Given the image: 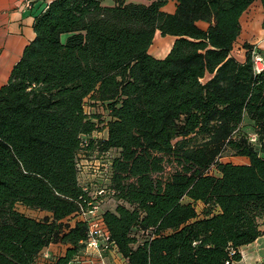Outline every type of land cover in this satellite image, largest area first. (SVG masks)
<instances>
[{"label":"trees","instance_id":"1","mask_svg":"<svg viewBox=\"0 0 264 264\" xmlns=\"http://www.w3.org/2000/svg\"><path fill=\"white\" fill-rule=\"evenodd\" d=\"M104 1L39 4L0 87V264H35L56 243L66 252L47 264H69L89 235L81 207L104 197L118 200L99 218L126 264H239L264 234V72L252 44L233 54L257 0H176L173 12L168 0ZM157 30L175 36L162 58ZM90 100L109 112L104 130ZM94 152L102 171L81 179Z\"/></svg>","mask_w":264,"mask_h":264},{"label":"crops","instance_id":"2","mask_svg":"<svg viewBox=\"0 0 264 264\" xmlns=\"http://www.w3.org/2000/svg\"><path fill=\"white\" fill-rule=\"evenodd\" d=\"M51 0H0V59L9 53L7 61L0 64V87L5 84L14 65L20 60L27 44L35 37L33 30L34 10L40 4ZM173 12V11H172ZM242 31L234 46L238 50L239 60H245L246 48L244 43L255 46L264 56V9L261 0L255 1L241 16ZM242 55V56H241ZM7 77V79H6ZM6 79V80H5ZM263 155V154H262ZM235 163H248L249 158L245 156H232ZM264 229V224H263ZM45 250V249H44ZM242 258L239 264H264V234L254 242L243 245L240 248ZM65 252L60 255H64ZM110 253L104 254V260L111 262ZM116 264V259H114ZM113 263V262H112Z\"/></svg>","mask_w":264,"mask_h":264},{"label":"rangeland","instance_id":"3","mask_svg":"<svg viewBox=\"0 0 264 264\" xmlns=\"http://www.w3.org/2000/svg\"><path fill=\"white\" fill-rule=\"evenodd\" d=\"M128 1H142V2H148L147 0H128ZM259 1V0H258ZM106 4H113L114 0H105L104 1ZM176 8V0H168V2L163 6V9L169 12L174 11ZM203 26H206L205 23H202ZM34 30V27H33ZM1 39V38H0ZM175 41V36L171 35V34H162L160 30L156 31L155 37H154V41L152 43V45L150 46V52L156 56L157 58H162L165 57L168 52L170 51L171 47L173 46V43ZM234 53L236 56H240L238 54V50L237 48H235ZM242 56V55H241ZM9 58V53L4 54L1 59H0V64L3 61H7ZM7 79V77H6ZM5 79V80H6ZM90 113V115H94L95 113L97 115H99L98 121H99V126L103 127L102 130H104L105 124L107 123V121L109 120V112L106 110V107L104 105H102L101 103H93L91 100L88 102V109H87ZM104 133H106L105 131L102 132H95V136L98 137H103ZM251 138H255L257 139V135L255 133L250 134ZM263 156H264V151L262 152ZM84 156H82L80 158V166L82 171H84L83 173L85 174L84 177L86 176H95V175H99L100 172L102 171V161H101V157L98 153L94 152L92 154V156L87 158H83ZM232 156L230 155H224L220 158V161H229L232 160ZM174 167L173 166H168L166 168V171H173ZM210 173L213 174H217V169L215 166L211 167L210 169ZM185 200H189V198H185ZM118 204V200L114 199V198H108L104 204L101 206V211L105 210V209H113L115 210L116 206ZM203 203H197L196 207L198 209V211H202L203 209ZM17 208L24 212L25 214L29 215V216H33L37 219H43L45 217V215H48V213L46 211H42V210H34V209H28L25 206L18 204ZM135 233V232H134ZM138 236V240L139 242H142L148 235L147 234H142L141 232L135 233ZM67 249V245L65 244H61V243H56V244H52L49 247H46L45 250L43 252H41L38 256V259L36 261L35 264H47L48 262L54 260L56 257H58L61 253L66 252ZM115 255V256H114ZM114 259L116 258V253L113 254V256H111V262H108V264H114ZM107 262V261H106ZM113 262V263H112Z\"/></svg>","mask_w":264,"mask_h":264},{"label":"built area","instance_id":"4","mask_svg":"<svg viewBox=\"0 0 264 264\" xmlns=\"http://www.w3.org/2000/svg\"><path fill=\"white\" fill-rule=\"evenodd\" d=\"M28 7H31V0H28ZM252 58L254 63V70L256 72H264V56L258 51L256 47L252 49ZM252 140H256L252 138ZM107 168L108 164H104ZM84 171L81 170V179L84 177ZM104 190L98 191V194H104ZM108 199L102 198L101 202H90V206L81 207L79 215L89 224V235L85 241L83 252L77 255L69 264H108L104 260V254L116 253V264H126L120 257L117 246L109 239V232L104 223L99 218L101 206ZM115 256V255H114Z\"/></svg>","mask_w":264,"mask_h":264}]
</instances>
